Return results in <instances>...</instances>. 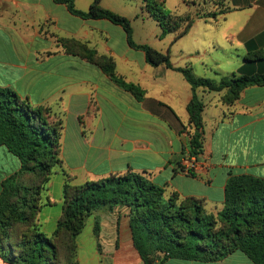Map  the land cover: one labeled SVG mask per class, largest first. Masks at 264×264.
Returning a JSON list of instances; mask_svg holds the SVG:
<instances>
[{"label":"crops","instance_id":"obj_1","mask_svg":"<svg viewBox=\"0 0 264 264\" xmlns=\"http://www.w3.org/2000/svg\"><path fill=\"white\" fill-rule=\"evenodd\" d=\"M92 1L75 0L82 11ZM101 6L121 14L108 0ZM180 17L192 19L190 29L176 39L184 24L169 38L161 37L167 45L154 47L169 52L174 67L191 68L195 76L216 82L264 74V59H254L264 52V0H209L207 11ZM150 19L155 21L149 14ZM132 28L134 42L148 44ZM62 39L111 58L116 73L144 91L142 98L119 87L100 67L68 54ZM0 86L62 121V168L80 184L146 173L165 188L167 198L176 193L181 199H202L206 211L217 216L230 176L264 179V85L246 87L233 103L225 101L227 89L193 91L182 73L151 66L143 51L129 45L122 26L80 18L54 0H0ZM194 93L205 105L203 168L187 175L179 165L190 151L188 133L194 128L187 107ZM20 168V159L0 146V195L3 181ZM41 203L36 227L51 238L62 199ZM56 205L60 209L53 211ZM90 217L94 224L87 238H82L84 228L76 240L78 264H145L134 246L127 208L102 207ZM0 264L9 263L0 257ZM156 264L253 263L236 252L218 262L168 258Z\"/></svg>","mask_w":264,"mask_h":264},{"label":"trees","instance_id":"obj_2","mask_svg":"<svg viewBox=\"0 0 264 264\" xmlns=\"http://www.w3.org/2000/svg\"><path fill=\"white\" fill-rule=\"evenodd\" d=\"M70 13L83 19H107L120 25L129 45L145 53L154 67L165 65L184 75L193 91L228 90L227 103L238 100L243 89L264 85V74L232 76L216 82L194 75L191 68L174 67L169 52L133 40L131 20L93 0L87 11L77 8L75 0H54ZM143 9L160 25L161 37L192 25V19L165 13V0H142ZM68 54L79 56L100 67L122 89L141 99L144 91L128 84L116 73L111 58L99 56L76 40H61ZM254 59H264V52ZM203 101L194 93L187 109L194 130L188 133L190 155L203 154ZM62 121L51 116L50 109L33 108L15 91L0 86V146H5L21 161V168L6 178L0 195V257L9 264H78L76 240L87 219L102 207H125L130 217L134 246L145 264L175 258L184 261L218 262L241 252L253 264H264V179L252 175L230 176L224 207L217 216L205 209L202 199L169 198L165 188L154 183L146 173L127 172L74 186L72 177L62 168ZM185 157V156H184ZM62 169L66 184L62 216L53 237L36 227L42 207V192L47 189L54 168ZM182 171L181 166L179 165ZM189 175H195L191 173ZM161 257V258H160Z\"/></svg>","mask_w":264,"mask_h":264},{"label":"rangeland","instance_id":"obj_3","mask_svg":"<svg viewBox=\"0 0 264 264\" xmlns=\"http://www.w3.org/2000/svg\"><path fill=\"white\" fill-rule=\"evenodd\" d=\"M110 5L115 7L123 16H128L131 20L132 27L135 28L138 39L146 41L151 47H162L167 45V39L161 40V28L152 19L148 20L149 14L143 9L142 0H108ZM209 0H165L164 11L173 16H184L188 11L195 15L203 11H207ZM138 18V19H137ZM145 20V21H144ZM144 23V25H143ZM168 34V35H167ZM169 38V33H167ZM243 58V57H242ZM230 73V72H229ZM261 132L262 130H257ZM64 169V168H63ZM46 191L42 192L41 200L48 203L50 200L56 202L64 200V185L66 184L65 177L63 176L62 169L56 166L54 173L50 177ZM74 186L81 185L80 180L73 181ZM62 197V198H61ZM53 211L59 210L60 205L53 206ZM94 224V219L89 217L86 221L85 231L83 233L84 239L90 232Z\"/></svg>","mask_w":264,"mask_h":264},{"label":"built area","instance_id":"obj_4","mask_svg":"<svg viewBox=\"0 0 264 264\" xmlns=\"http://www.w3.org/2000/svg\"><path fill=\"white\" fill-rule=\"evenodd\" d=\"M200 156L187 154L181 161L180 166L184 174L198 173L203 168Z\"/></svg>","mask_w":264,"mask_h":264}]
</instances>
